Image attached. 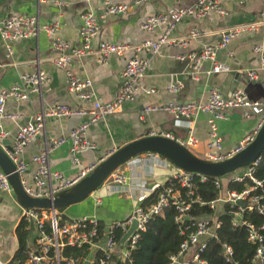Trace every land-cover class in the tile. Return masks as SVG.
<instances>
[{"label": "built area", "instance_id": "built-area-1", "mask_svg": "<svg viewBox=\"0 0 264 264\" xmlns=\"http://www.w3.org/2000/svg\"><path fill=\"white\" fill-rule=\"evenodd\" d=\"M90 1V0H86ZM149 0H132L131 5L136 6ZM237 5H242L244 0H235ZM60 5L57 0L54 2ZM130 6L128 4H111L106 2L101 18L106 15H123ZM213 11L220 16H224V11L218 5L216 0H195L187 8H171L165 12H159L147 16L139 24V29L143 32H153L160 30V35L155 40H145L138 44L129 43H109L99 41L93 46V41L99 32V24L93 12L87 10L78 17V45L72 46L68 42L62 41L56 37L58 24H40L36 16L33 15H9L0 18V40L5 48V57L11 54L10 44L14 40H26L35 38L39 33L45 35L49 40V48L53 53L51 62L54 67L64 73L66 90L73 95L79 103H89L88 109H71L61 104L51 105L49 108L41 109L31 115L25 125L17 128L10 152H6L7 157L15 168L18 175L20 186L23 192L30 198L52 199L60 192L66 191L77 184L81 179L89 175L99 164H88L81 168L78 174L71 178H65L61 173L52 171L48 165L49 154L61 146L67 145L70 155V162L74 166L79 165L78 156L81 153L95 149L93 143L86 139L88 127L98 121L104 120L107 116L115 112L116 108L124 103L132 102L135 95L141 90L140 82L144 78L148 68V59L140 57L142 52H147L151 57L159 54L163 46L184 47L189 40H198L205 35L196 29L190 30L185 37L179 40L170 39V33L175 26L183 19L191 17L202 19L208 12ZM264 25V8L258 13L256 20L248 25L236 28H230L221 33L218 40L213 43L203 45L196 52H191L179 57L180 61H188L192 64L193 80L197 81V73L204 64L209 66L206 74L208 76L227 73L229 71L226 65L216 60V54L224 49L230 40L236 38L242 32L253 31ZM130 53L123 68L119 73V88L109 103H102L96 99L91 82L87 77H75L70 72V65L75 59H80L89 55L97 58L100 65H104L108 56L124 57ZM252 53L258 59V70H264V49L261 45H255ZM247 82H254L256 74L254 71H246L244 74ZM44 73L36 71L30 74H23L18 83L9 86L0 91V124L4 119L17 120L19 115H7L4 112V106L9 101L26 102L29 95H40L42 87L47 82ZM181 88L180 83H172L166 86L167 93H176ZM154 90L146 91V94H153ZM230 109L241 110L242 117L248 118L260 113H264V101H250L246 98L242 90H233L226 98L222 97L219 91L210 87L204 103H174L168 102L158 107L144 108L139 119L142 120L150 112H164L173 119V125L177 126L180 121L192 122L199 114L209 116L207 125L209 128L208 141L206 144L207 152L204 160L209 162H219L230 158L248 146L254 139L257 130L245 134L233 149L224 154L221 147V138L217 133L216 121H225L226 111ZM73 116L84 117V121L73 128L65 138L48 139L43 151L33 156L30 160L34 165L33 177L29 181L25 178L27 169L26 164L20 160V154L38 136L44 128L46 118L66 119ZM260 127V126H259ZM150 136H160L175 141L185 149L196 145L195 139L190 133L185 140H178L168 134H151ZM7 133L1 130L0 139H5ZM256 162L252 163L244 171L242 169L232 173V176L225 179V183H241L244 179L249 180V186H245L240 192L223 190L220 185L221 178H214L213 185L218 190L219 196L209 203L207 207L213 213L220 206L227 205L238 210L232 212V227H243L246 230V241L255 245L252 258L253 264H263L264 244L260 230H264V225L255 228L250 223L241 221L239 218L242 209L247 211L254 210L257 214L264 217V206L260 201L264 200V193L254 195V192L261 189L262 182L253 178V171ZM112 184L117 193H121L119 187L126 185V178L116 170L111 174ZM195 178L198 183H205L208 178L197 176L192 173L183 172L175 169L167 182L175 183L178 187H163L159 192L156 201L147 208L135 207L130 215L123 221H112L106 225L101 224L92 217H81L75 219L63 218L58 210H22L20 220L26 224V230L32 237V244L24 252L23 261L11 264H131L130 254L134 249L136 241L141 232L145 230L148 221L154 217L163 215L167 207H173L177 215L174 220L181 223L183 219H188L191 204L198 203L200 206L204 203L197 199H192L194 195ZM141 188H144L141 186ZM159 187H151L148 193L151 194ZM183 190L181 191L179 190ZM144 190V189H143ZM11 188L5 176L0 171V194L11 193ZM145 199L142 196L141 200ZM141 201V202H142ZM240 202L242 206L237 205ZM100 201L95 199L94 206H98ZM141 204V203H140ZM215 215V216H214ZM216 217V214H213ZM135 224L133 232L120 243L123 234ZM219 223L210 219H195L191 223V230L186 237L179 243L177 251L171 255L167 264H204L199 258V253L204 249L205 240L214 236V231ZM183 235V231H179ZM67 249L80 251L81 255L66 256L64 251ZM223 254L226 259L231 255L230 247L223 246Z\"/></svg>", "mask_w": 264, "mask_h": 264}, {"label": "crops", "instance_id": "crops-1", "mask_svg": "<svg viewBox=\"0 0 264 264\" xmlns=\"http://www.w3.org/2000/svg\"><path fill=\"white\" fill-rule=\"evenodd\" d=\"M131 1L57 0L60 5H56L55 0H0V18L24 14L36 16L40 24L56 22L58 24L56 37L77 46L78 17L89 10L93 12L99 24V32L93 46L99 41L138 44L145 40H155L160 35L159 29L149 33L139 29V24L147 16L171 8H187L195 2V0H149L132 6ZM216 1L224 11V16L210 11L202 19L188 17L177 24L170 33V39L179 40L190 30L196 29L205 34L202 38L189 40L184 47L163 46L154 57L147 52L140 54V57L148 59L149 63L140 82L141 90L133 101L119 105L114 113L88 127L86 139L94 144L95 149L81 153L78 156V166L71 164L67 145L52 151L48 158V165L52 171L71 179L86 165L98 164L123 145L151 134H168L175 139L185 140L190 133L196 145L187 150L194 157L204 160L209 132L206 122L208 115L199 114L192 122L180 121L174 126L172 117L164 112H150L140 120L144 108L158 107L168 102L204 103L210 87L216 88L224 98L233 90H242L248 100L264 101V70H258V59L252 53L255 45H261L264 49V25L253 31L242 32L230 40L224 49L217 52L216 60L228 67L227 73L208 76L206 72L209 66L204 64L200 67L195 81L192 76V64L179 60L180 56L196 52L203 45L215 42L221 33L230 28L252 24L259 11L264 8V0H244L240 6L235 0ZM106 2L124 3L130 7L123 15H106L101 18ZM10 47L11 54L6 58L5 48L0 40V91L18 83L23 74L40 71L48 79L40 95L30 94L26 102L9 101L5 104L4 112L7 115H19L20 118L14 121L10 119L1 121V130L7 133L5 139H0V149L3 150L4 146L1 143L8 141L11 145L17 128L25 125L28 118L41 109L54 104L65 105L71 109L85 110L90 107L89 103H79L67 92L64 73L53 66L51 62L53 53L44 34L39 33L35 38L26 40H14ZM129 57L130 53L124 57L111 55L105 59L104 65H100L95 56L89 55L73 60L69 69L75 77H87L96 99L102 103H109L119 88V73ZM246 71L255 72L254 82H247L244 76ZM234 74H238L240 78H235ZM177 82L181 84V88L176 93H167L166 86ZM148 90L155 92L148 95L146 94ZM225 115L227 118L225 121L215 123L224 154L230 152L245 134L258 129L264 120V113L244 118L239 109L227 110ZM84 120L86 119L80 116L66 119L46 118L41 133L19 156L27 166L25 178L30 181L33 177L35 167L30 160L43 151L48 139L67 137L69 132ZM160 162L163 161L154 154H142L121 165L117 171L127 180L125 186L119 187L121 193H117L109 175L87 197L90 205L82 212L84 214L76 218L92 217L103 225L125 220L132 210L140 205L142 196L146 198L149 195V188L163 187L169 180L172 174L168 173L165 176V172H157L158 168L166 169ZM95 199L100 201L98 206L93 205ZM20 213L21 208L12 192L0 194V264L17 262L13 261V256L17 250L16 228L20 222ZM209 219L213 223L216 217ZM31 244L32 237L28 232L26 249Z\"/></svg>", "mask_w": 264, "mask_h": 264}, {"label": "trees", "instance_id": "trees-1", "mask_svg": "<svg viewBox=\"0 0 264 264\" xmlns=\"http://www.w3.org/2000/svg\"><path fill=\"white\" fill-rule=\"evenodd\" d=\"M231 176L232 173L221 177L220 181L222 184L220 187H223V190L238 193L245 186L251 184L247 179H244L241 183L230 182L226 184L225 179ZM253 178L262 182L261 189L256 190L254 195L264 193V148L254 168ZM194 182L196 189L192 199H197L199 202L204 203V205L200 206L198 203L191 204L187 213L188 219H183L181 223L175 222L174 218L177 213L170 206L163 211V215L154 217L148 221L145 230L140 233L139 239L131 251V264H167L169 257L175 254L179 243L191 230L193 220L209 219L213 217L214 213L216 214L219 226L214 231V236L205 240V246L199 253V258L204 261V264H253L252 258L256 246L246 241V230L243 227H232L231 225L233 220L232 212L238 210L237 207L233 206L230 208L227 205H223L213 213L207 207V203L214 201L219 196L218 190L213 185L214 180L208 178L205 183H198L197 178H195ZM169 186L173 188L178 187L175 183L171 182H166L163 187ZM163 187H159L149 194L139 206L147 208L153 204ZM179 190L181 193L183 192V190ZM260 204L264 206V200L260 201ZM239 218L241 221L250 223L255 228H260L264 225V217L257 214L254 210L247 211L246 209H242ZM180 230L183 231V235L179 234ZM28 232L25 222L21 219L16 228L17 250L13 256V261H23ZM259 233L262 236L264 244V230H260ZM224 245L231 249V255L228 259L223 254ZM64 255L77 256L81 255V252L67 249L64 251Z\"/></svg>", "mask_w": 264, "mask_h": 264}, {"label": "water", "instance_id": "water-1", "mask_svg": "<svg viewBox=\"0 0 264 264\" xmlns=\"http://www.w3.org/2000/svg\"><path fill=\"white\" fill-rule=\"evenodd\" d=\"M234 77L240 78L238 74H234ZM1 144L6 152H10L8 141ZM263 148L264 120L253 141L248 146L230 158L219 162L198 159L175 141L164 137H143L116 149L101 161L89 175L68 190L58 193L52 199H34L23 192L15 168L3 149H0V171L7 176L12 194L22 210H62L89 197L114 170L142 154H154L183 172L214 179L250 166L258 160ZM237 205L242 206L240 202ZM134 228L135 224L132 223L130 228L123 234L120 243L124 242Z\"/></svg>", "mask_w": 264, "mask_h": 264}, {"label": "rangeland", "instance_id": "rangeland-1", "mask_svg": "<svg viewBox=\"0 0 264 264\" xmlns=\"http://www.w3.org/2000/svg\"><path fill=\"white\" fill-rule=\"evenodd\" d=\"M160 158V157H159ZM163 162H160L163 166V168H166V169H157V172L158 171H161V172H165V176L169 173V175L173 174L175 172V167L172 166L170 163H168L167 161H165L164 159L160 158ZM165 163V164H164ZM169 167V169H168ZM242 170H246L247 167H243L241 168ZM90 205V201L88 198L84 199L83 201L79 202V203H76V204H73V205H70L62 210H58L59 212H61V216L65 219V218H72V219H75L76 217H80L81 214H84L82 212L85 211V208Z\"/></svg>", "mask_w": 264, "mask_h": 264}]
</instances>
